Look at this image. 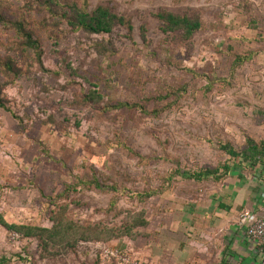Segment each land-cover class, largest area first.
I'll return each mask as SVG.
<instances>
[{"label":"rangeland","instance_id":"obj_1","mask_svg":"<svg viewBox=\"0 0 264 264\" xmlns=\"http://www.w3.org/2000/svg\"><path fill=\"white\" fill-rule=\"evenodd\" d=\"M69 1H87L89 11L108 7L131 20L132 32L121 25L94 34L65 24L52 30L54 20L49 30L33 24L50 71L34 68L12 84L0 71L6 103L22 119L0 108V257L10 259L6 264H106L99 245L149 257L170 210L204 199L211 182L179 178L142 202L83 186L78 178L158 189L173 161L186 169L214 167L227 158L219 141L240 148L245 133L255 134L264 121L257 113L264 110V0ZM0 4L20 11L22 1ZM164 11L197 16L201 27L190 36L168 29L157 16ZM14 38L0 27L1 56L13 55ZM249 51L254 59L233 68L235 55ZM215 75L229 84L216 81L207 90L205 77ZM182 85L180 96H165ZM157 95L163 98L147 101ZM119 101L165 109L155 116L109 108Z\"/></svg>","mask_w":264,"mask_h":264},{"label":"trees","instance_id":"obj_2","mask_svg":"<svg viewBox=\"0 0 264 264\" xmlns=\"http://www.w3.org/2000/svg\"><path fill=\"white\" fill-rule=\"evenodd\" d=\"M22 5L20 11H11L9 7L1 5L2 8H6L10 11L12 17H7L5 13L0 10V27H7L12 31L14 40L11 41V50L13 55H0V71L5 78H10V83L15 82L16 78L21 75H28L29 72L37 68L41 71L49 72L50 70L44 67L42 60L43 46L38 37L35 36L31 25L36 24L40 28H50V22L53 21L51 29H59L62 24L70 26L73 30H83L87 33L102 34L109 33L111 28L115 25L125 26L127 31L132 32L131 20L121 14L111 11L108 7L98 6L94 10L89 11L87 9V1H83L79 4L77 1L69 0H21ZM3 4V3H2ZM158 18L164 20L168 26V29H183L187 36H190L196 30L201 27L199 18L189 17L187 15H175L171 12H161ZM250 24L253 28H257L256 19L252 18ZM7 41L6 43H8ZM255 53L249 51L245 54H237L232 62V66H242L246 61L253 60ZM190 70V69H189ZM195 73V71H193ZM196 74V73H195ZM207 83L205 88L210 90L216 81H223L225 84H229V81L225 78H219L216 75L213 78L205 77ZM7 84V83H6ZM3 84L0 83V108L10 113V115L18 122L22 123V119L17 115L12 108L7 105L6 99L3 94ZM165 96H180L186 92V86L182 85L177 89H171L166 91ZM87 100H93L92 95L86 94ZM163 96H151L148 100H159ZM243 107L242 104H237ZM109 108H138L140 111L152 115H159L165 107L159 109L153 107L148 110L145 106L138 102H126L119 101L114 105H109ZM257 113L264 120V110L258 109ZM259 117V118H260ZM262 122V121H261ZM218 148L222 150L227 158L224 162L214 167H201L199 169H186L181 167L179 161H173L174 167L166 174L160 177L162 186L158 189H147L144 191H132L127 187H118L117 185L103 184L97 177H92L89 180H83L78 178L77 183L86 187L95 188L99 190H105L109 192H121L129 195L132 198H136L139 201L145 202L160 192L168 190L173 183L181 178L195 183L202 182H216L221 178L226 177L232 170L242 165L243 161H250L251 164L257 165L264 163V139L259 138L256 140L250 134L245 133L244 144L242 147L237 148L230 142H218ZM140 159H148V157L140 156ZM116 205V199L110 201V207ZM130 254L138 255L132 251H125ZM10 259L2 256L0 257V264H6Z\"/></svg>","mask_w":264,"mask_h":264},{"label":"crops","instance_id":"obj_3","mask_svg":"<svg viewBox=\"0 0 264 264\" xmlns=\"http://www.w3.org/2000/svg\"><path fill=\"white\" fill-rule=\"evenodd\" d=\"M255 134L264 139V121ZM206 197L190 206L174 208L168 228L151 246L148 264H261L260 245L246 234L244 210L264 206V163L243 161L219 181L211 182ZM197 203V204H196ZM106 264H120L115 260Z\"/></svg>","mask_w":264,"mask_h":264},{"label":"built area","instance_id":"obj_4","mask_svg":"<svg viewBox=\"0 0 264 264\" xmlns=\"http://www.w3.org/2000/svg\"><path fill=\"white\" fill-rule=\"evenodd\" d=\"M241 220L247 222L246 234L250 239L255 240L261 249V264H264V206L260 212L253 213L244 210L241 214ZM99 256L101 260H115L120 264H148L143 262L137 255L130 254L119 247L99 245Z\"/></svg>","mask_w":264,"mask_h":264}]
</instances>
